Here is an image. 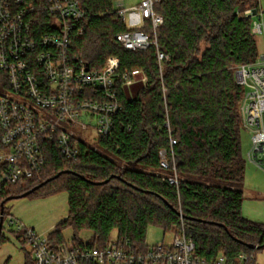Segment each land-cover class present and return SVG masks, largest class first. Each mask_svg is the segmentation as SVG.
<instances>
[{
    "label": "trees",
    "instance_id": "1",
    "mask_svg": "<svg viewBox=\"0 0 264 264\" xmlns=\"http://www.w3.org/2000/svg\"><path fill=\"white\" fill-rule=\"evenodd\" d=\"M80 1L83 34L74 54L97 70L111 56L120 59L122 109L111 133L97 145L82 143L74 158L63 156L55 142L44 144L42 170L3 188L4 219L10 198L46 181L28 196L68 194V216L48 234L53 243L66 241L68 226L77 243H83L78 231L90 229L88 246L107 245L117 230L119 239L142 251L148 248L149 227L160 226L165 232L184 229L207 260L222 253L226 264H238L244 253L248 264H256L264 250V222L243 214L245 89L236 82L234 67L260 53L252 31L255 16L246 15L259 9V0H161L155 6L164 18L157 29L158 47L145 50L126 49L115 39L130 29L116 12L121 0ZM145 31L153 36L150 22ZM158 48L169 59L160 61ZM134 69L141 79L128 86L123 75ZM172 139L177 141L179 186L170 184L160 168L159 152L171 151ZM3 149L0 125V153ZM5 167L0 162V176ZM16 236L21 239L22 233ZM6 241L1 233L0 245ZM24 264H35L31 253Z\"/></svg>",
    "mask_w": 264,
    "mask_h": 264
},
{
    "label": "built area",
    "instance_id": "2",
    "mask_svg": "<svg viewBox=\"0 0 264 264\" xmlns=\"http://www.w3.org/2000/svg\"><path fill=\"white\" fill-rule=\"evenodd\" d=\"M161 0H140L116 9L118 16L135 24L117 33L116 41L129 50L158 47L157 29L164 18L155 10ZM247 16H257L253 10ZM85 11L80 0H0V125L4 149L0 162V194L7 185L32 178L45 165L44 144L55 142L60 153L74 158L81 152L80 140L70 127L92 129L99 138L111 133L114 117L122 109L117 87L120 59L111 56L102 69H92L74 54L83 34ZM150 22L153 36L145 31ZM252 31L264 36V23L254 20ZM160 61L169 59L158 48ZM236 82L245 94L241 104L242 122L250 133L247 159L264 166V51L256 60L234 67ZM140 70L124 73L126 85L136 82ZM145 81V77H142ZM172 150L161 149L160 168L167 181L179 186L181 176ZM87 144V143H86ZM1 215V209H0ZM6 219H4L5 222ZM15 232L22 233L35 264H226L219 254L207 260L197 254V245L184 229L168 242L137 250L116 238L105 246H88L73 239L53 243L14 216L7 218ZM238 264H248L240 253Z\"/></svg>",
    "mask_w": 264,
    "mask_h": 264
},
{
    "label": "rangeland",
    "instance_id": "3",
    "mask_svg": "<svg viewBox=\"0 0 264 264\" xmlns=\"http://www.w3.org/2000/svg\"><path fill=\"white\" fill-rule=\"evenodd\" d=\"M139 0H121L115 3V8L119 9L131 4L138 3ZM256 10V9H255ZM128 25L135 24L127 16ZM259 51L264 50L263 35H257ZM76 132L77 137L87 144L97 145L98 137L90 128L81 130L80 128L70 127ZM250 143V133L243 130L242 133V155L246 160V172L244 181L245 200L243 203V214L245 217L258 222H264V166L259 168L247 159V152ZM69 213L68 194L66 192L57 193L50 196H25L9 200L6 203V220L9 216H14L24 222L28 227H32L41 235L49 234L55 226L65 219ZM5 220L2 234L7 241L0 245V264L7 258H11L9 264H24L25 255L30 253L29 247L20 242L16 236L15 228L9 226ZM65 239L71 240L74 236V229L68 226L64 229ZM176 232H165L160 226H150L146 234V244L153 245L161 241H170ZM93 232L84 228L78 231V236L83 242L90 241ZM118 238V231L114 230L111 240ZM256 264H264V250L257 254Z\"/></svg>",
    "mask_w": 264,
    "mask_h": 264
},
{
    "label": "water",
    "instance_id": "4",
    "mask_svg": "<svg viewBox=\"0 0 264 264\" xmlns=\"http://www.w3.org/2000/svg\"><path fill=\"white\" fill-rule=\"evenodd\" d=\"M253 14L256 15L257 14V10H253ZM61 173L57 174L56 176H59ZM108 180H106L105 182H107ZM47 183L46 181L43 182L42 184L36 186L35 188L25 192L24 194H22L20 197H25L28 196L32 191L38 189L40 186H42L43 184ZM13 198V197H12ZM17 198V197H16ZM11 199V198H10ZM9 199V200H10ZM4 204L5 202L2 203V207H1V215H0V235L2 233V229H3V225H4ZM251 248H257V246L255 245H251Z\"/></svg>",
    "mask_w": 264,
    "mask_h": 264
},
{
    "label": "crops",
    "instance_id": "5",
    "mask_svg": "<svg viewBox=\"0 0 264 264\" xmlns=\"http://www.w3.org/2000/svg\"><path fill=\"white\" fill-rule=\"evenodd\" d=\"M140 1V0H139ZM138 1V2H139ZM136 4V3H135ZM259 9L257 10V12H258V15L257 16H255V20H258V19H261L262 21H263V23H264V0H259ZM132 5V4H131ZM263 40H262V42H263V47H264V38H262ZM257 41L259 42V40H258V37H257ZM264 51V50H263ZM262 51V52H263ZM261 53V52H260ZM137 79L139 80V79H141V76H140V74L137 76ZM20 240V239H19ZM21 242V241H20Z\"/></svg>",
    "mask_w": 264,
    "mask_h": 264
}]
</instances>
